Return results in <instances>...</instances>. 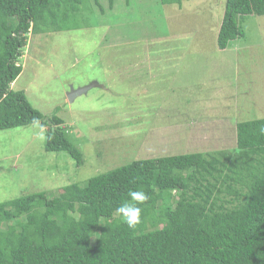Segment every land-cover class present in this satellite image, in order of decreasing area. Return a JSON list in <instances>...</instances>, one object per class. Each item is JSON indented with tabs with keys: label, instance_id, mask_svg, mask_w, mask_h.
<instances>
[{
	"label": "rangeland",
	"instance_id": "374dc122",
	"mask_svg": "<svg viewBox=\"0 0 264 264\" xmlns=\"http://www.w3.org/2000/svg\"><path fill=\"white\" fill-rule=\"evenodd\" d=\"M226 1L87 0L80 28L31 35L12 88L58 111L85 163L48 152L43 126L0 131V203L135 160L236 150L238 124L264 118V16L222 51Z\"/></svg>",
	"mask_w": 264,
	"mask_h": 264
},
{
	"label": "trees",
	"instance_id": "16d2710c",
	"mask_svg": "<svg viewBox=\"0 0 264 264\" xmlns=\"http://www.w3.org/2000/svg\"><path fill=\"white\" fill-rule=\"evenodd\" d=\"M85 1L0 0V131L38 119L47 129L45 149L69 154L78 167L84 154L58 111L45 116L12 85L29 37L80 28ZM250 16H264V0L226 1L220 50L245 35ZM261 127L264 118L239 123L234 151L135 160L84 186L1 202L0 264H264ZM130 191L149 197L134 229L116 213Z\"/></svg>",
	"mask_w": 264,
	"mask_h": 264
},
{
	"label": "clouds",
	"instance_id": "9594fccd",
	"mask_svg": "<svg viewBox=\"0 0 264 264\" xmlns=\"http://www.w3.org/2000/svg\"><path fill=\"white\" fill-rule=\"evenodd\" d=\"M33 125L42 127L38 119H33ZM260 134L264 135V127L260 128ZM130 200L120 204L116 209V213L123 222H125L129 228H135L141 223V212L142 209L139 205L144 204L148 199V195L143 191H130Z\"/></svg>",
	"mask_w": 264,
	"mask_h": 264
},
{
	"label": "water",
	"instance_id": "95a60500",
	"mask_svg": "<svg viewBox=\"0 0 264 264\" xmlns=\"http://www.w3.org/2000/svg\"><path fill=\"white\" fill-rule=\"evenodd\" d=\"M89 88H90V87H86V89H85V88H82V89H80V90H78V91H76V90L73 89V90L71 91V93L69 94L70 100H72L75 96L84 93V92L87 91Z\"/></svg>",
	"mask_w": 264,
	"mask_h": 264
}]
</instances>
